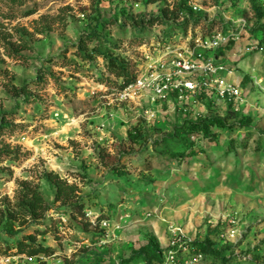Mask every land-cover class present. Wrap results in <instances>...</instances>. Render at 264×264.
Returning a JSON list of instances; mask_svg holds the SVG:
<instances>
[{"label":"rangeland","instance_id":"rangeland-1","mask_svg":"<svg viewBox=\"0 0 264 264\" xmlns=\"http://www.w3.org/2000/svg\"><path fill=\"white\" fill-rule=\"evenodd\" d=\"M188 1L0 0V264H158L135 252L172 241L215 251L193 264H264V4ZM214 31L237 37L208 54L239 100L119 98L106 58L136 75L143 42ZM204 117L224 125L190 135Z\"/></svg>","mask_w":264,"mask_h":264},{"label":"built area","instance_id":"built-area-1","mask_svg":"<svg viewBox=\"0 0 264 264\" xmlns=\"http://www.w3.org/2000/svg\"><path fill=\"white\" fill-rule=\"evenodd\" d=\"M260 1L264 4V0ZM188 4L193 10L199 9L195 0H189ZM235 38L232 34L214 31L206 36H190L186 45L170 44L168 36L149 45L143 42L141 65L134 81L118 91L119 98L133 101L146 95L152 100H165L170 96L182 100L187 94L215 91L218 97L229 102L239 100L240 87L226 79V66L217 57L208 54ZM152 112L151 108H147L145 117H152ZM189 252L190 247L185 242L172 241L164 251L161 264H193L202 257L200 253L192 259L184 255Z\"/></svg>","mask_w":264,"mask_h":264},{"label":"trees","instance_id":"trees-1","mask_svg":"<svg viewBox=\"0 0 264 264\" xmlns=\"http://www.w3.org/2000/svg\"><path fill=\"white\" fill-rule=\"evenodd\" d=\"M177 11H174V13H172V17L173 19H178L180 17H182L181 15H185V22L183 25H187L188 24V20L191 19L188 13H183L181 8L176 9ZM191 13V12H189ZM161 19V17H154V18H150L148 20H146V23H154L155 21H159ZM209 31V30H208ZM203 35H206L205 33H203ZM165 37H167L168 35H164ZM253 42L250 44V52H258L260 49H264V38H260L258 40H254ZM118 55V54H116ZM107 61V66L109 69H111L113 71V74L121 79V83L119 84V89L123 88L125 85L131 83L134 81L135 79V74L132 72L130 73L129 70V65H128V61L125 57L123 56H113V57H108L106 58ZM143 126V124L141 122L133 125L131 127V129H129L128 131V138L131 142L136 143L137 141H139V139H141L142 137H144V131L143 128H141V125ZM224 125V120L221 118H217V117H204L199 121H195V122H191L190 125L188 126V130L193 132L190 135H193L195 133H201L204 134L206 136H210L211 134V128L213 127H217V126H222ZM144 127V126H143ZM190 154H195L194 151L191 150ZM175 156L177 157V160H181L184 158V154L183 153H178L175 154ZM185 244H187L190 247V252L188 254H184L185 256L187 255H191L192 257H194L195 255H197L198 253L201 254V259L203 257H208L210 256L211 253H215V251L210 247V246H204L203 242H199V244L197 242H185ZM200 246V247H199ZM145 249H140L137 252H135V254H139L142 255L143 258L149 259L151 256L156 255L160 260L158 264H161L163 261V254L164 251H158V249H156L154 247L153 244H148L147 246H145ZM167 249V248H166ZM207 250V251H206ZM212 256V255H211ZM199 259V260H201ZM223 262H227L229 261V257L227 258H222Z\"/></svg>","mask_w":264,"mask_h":264}]
</instances>
